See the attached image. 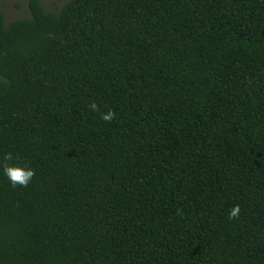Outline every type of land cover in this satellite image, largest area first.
<instances>
[{
  "label": "trees",
  "instance_id": "1",
  "mask_svg": "<svg viewBox=\"0 0 264 264\" xmlns=\"http://www.w3.org/2000/svg\"><path fill=\"white\" fill-rule=\"evenodd\" d=\"M27 8L0 11V165L35 172L0 174V264H264V0Z\"/></svg>",
  "mask_w": 264,
  "mask_h": 264
},
{
  "label": "clouds",
  "instance_id": "2",
  "mask_svg": "<svg viewBox=\"0 0 264 264\" xmlns=\"http://www.w3.org/2000/svg\"><path fill=\"white\" fill-rule=\"evenodd\" d=\"M91 111H98V106L95 102H91L88 105ZM115 118V113L109 110L106 114L101 113V119L105 122H109ZM5 160H13L11 153H8L4 157ZM0 174L8 181L11 187H27L32 181L35 172L32 168L27 165H15V164H4L0 165ZM239 215V205L233 206L228 212V219L232 220L237 218Z\"/></svg>",
  "mask_w": 264,
  "mask_h": 264
},
{
  "label": "rangeland",
  "instance_id": "3",
  "mask_svg": "<svg viewBox=\"0 0 264 264\" xmlns=\"http://www.w3.org/2000/svg\"><path fill=\"white\" fill-rule=\"evenodd\" d=\"M29 0H0V11L5 22L28 18L27 2ZM46 12H57L69 0H39Z\"/></svg>",
  "mask_w": 264,
  "mask_h": 264
}]
</instances>
